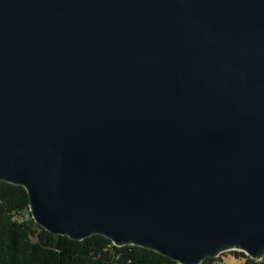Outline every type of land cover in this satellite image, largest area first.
<instances>
[{"label": "water", "instance_id": "water-1", "mask_svg": "<svg viewBox=\"0 0 264 264\" xmlns=\"http://www.w3.org/2000/svg\"><path fill=\"white\" fill-rule=\"evenodd\" d=\"M0 182L57 237L261 261L264 0H0Z\"/></svg>", "mask_w": 264, "mask_h": 264}, {"label": "trees", "instance_id": "trees-1", "mask_svg": "<svg viewBox=\"0 0 264 264\" xmlns=\"http://www.w3.org/2000/svg\"><path fill=\"white\" fill-rule=\"evenodd\" d=\"M230 253L247 258L249 264H264V258L254 261L244 253ZM219 261L220 257L208 259L203 264H218ZM0 264L178 263L139 247H116L101 236L81 242L54 236L33 220L25 189L0 182Z\"/></svg>", "mask_w": 264, "mask_h": 264}, {"label": "rangeland", "instance_id": "rangeland-1", "mask_svg": "<svg viewBox=\"0 0 264 264\" xmlns=\"http://www.w3.org/2000/svg\"><path fill=\"white\" fill-rule=\"evenodd\" d=\"M218 264H249V262L247 258L229 252L220 256Z\"/></svg>", "mask_w": 264, "mask_h": 264}, {"label": "built area", "instance_id": "built-area-1", "mask_svg": "<svg viewBox=\"0 0 264 264\" xmlns=\"http://www.w3.org/2000/svg\"><path fill=\"white\" fill-rule=\"evenodd\" d=\"M247 256V255H246ZM248 257V256H247Z\"/></svg>", "mask_w": 264, "mask_h": 264}]
</instances>
